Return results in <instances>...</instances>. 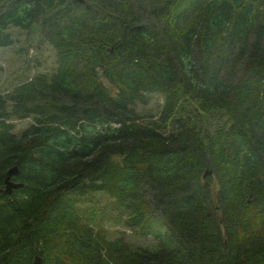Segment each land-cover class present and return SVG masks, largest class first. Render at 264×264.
Segmentation results:
<instances>
[{"label":"trees","instance_id":"obj_1","mask_svg":"<svg viewBox=\"0 0 264 264\" xmlns=\"http://www.w3.org/2000/svg\"><path fill=\"white\" fill-rule=\"evenodd\" d=\"M12 26L57 68L0 95V264H264V0H8Z\"/></svg>","mask_w":264,"mask_h":264},{"label":"rangeland","instance_id":"obj_2","mask_svg":"<svg viewBox=\"0 0 264 264\" xmlns=\"http://www.w3.org/2000/svg\"><path fill=\"white\" fill-rule=\"evenodd\" d=\"M8 0H0V11ZM12 44L0 47V95H6L20 84L32 80L38 75L51 74L57 68V58L53 46L44 39L39 27L29 33L16 27L8 30ZM164 98L154 96L147 106L139 105L137 110L146 120H155L162 111ZM14 133H21L33 124L32 118L11 121ZM97 203L87 206V218L95 220L98 227H104L108 239L114 240L125 232L126 240L134 248L153 249L156 244L152 238H145L118 221L117 211L113 200L106 195L96 196Z\"/></svg>","mask_w":264,"mask_h":264},{"label":"water","instance_id":"obj_3","mask_svg":"<svg viewBox=\"0 0 264 264\" xmlns=\"http://www.w3.org/2000/svg\"><path fill=\"white\" fill-rule=\"evenodd\" d=\"M18 175H19V169L17 167H13L8 171L5 180V192L7 195H11L13 194L14 190H18L23 187L22 183L13 180V178L17 177ZM34 264H43V261L41 258L36 257Z\"/></svg>","mask_w":264,"mask_h":264}]
</instances>
